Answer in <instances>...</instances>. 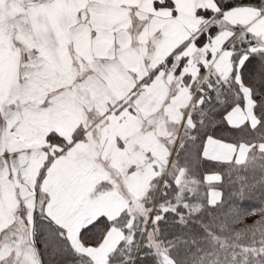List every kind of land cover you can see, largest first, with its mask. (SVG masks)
<instances>
[{"label": "snow or ice", "instance_id": "6c2138e0", "mask_svg": "<svg viewBox=\"0 0 264 264\" xmlns=\"http://www.w3.org/2000/svg\"><path fill=\"white\" fill-rule=\"evenodd\" d=\"M0 264H264V0H0Z\"/></svg>", "mask_w": 264, "mask_h": 264}]
</instances>
